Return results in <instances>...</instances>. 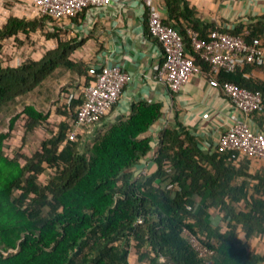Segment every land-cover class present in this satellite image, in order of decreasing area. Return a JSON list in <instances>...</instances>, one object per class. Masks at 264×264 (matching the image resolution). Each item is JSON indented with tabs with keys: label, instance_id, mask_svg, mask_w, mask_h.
Returning <instances> with one entry per match:
<instances>
[{
	"label": "trees",
	"instance_id": "obj_1",
	"mask_svg": "<svg viewBox=\"0 0 264 264\" xmlns=\"http://www.w3.org/2000/svg\"><path fill=\"white\" fill-rule=\"evenodd\" d=\"M165 4L170 20L164 23L180 31L206 76L210 65L194 51L189 29L204 39L218 30L264 45V19L224 31L199 22L185 0ZM49 22L11 15L0 26V51L10 40L22 44V36L31 40L38 32L58 37L57 47L40 59L0 66V109L33 93L60 68L85 76L86 86L93 80L87 64L71 59L76 45L51 34ZM249 66L264 68L248 64L217 77L259 91L264 99V82L244 77ZM82 104L81 96L47 112L25 105L0 133V264H130L132 257L137 264H264V255L252 249L253 239H264V168L250 173L248 158L219 146L203 149L176 122L159 133L155 171L136 175L133 168L153 150L146 134L161 119V106L141 102L91 140L82 142L80 135L68 141ZM21 118L25 134L54 127L40 150L22 155L24 162L7 152ZM169 180L180 186L176 194L166 190ZM214 211L225 225H213ZM190 235L214 255H200Z\"/></svg>",
	"mask_w": 264,
	"mask_h": 264
},
{
	"label": "crops",
	"instance_id": "obj_2",
	"mask_svg": "<svg viewBox=\"0 0 264 264\" xmlns=\"http://www.w3.org/2000/svg\"><path fill=\"white\" fill-rule=\"evenodd\" d=\"M185 1L194 9L195 18L199 22L224 31H232L240 26L246 29L250 24L264 19V0ZM153 2L163 21L168 22L170 18L165 0ZM11 15L24 18L38 17L32 0H0V26ZM48 27L51 34H57L63 40L76 45L71 55L74 62L87 64L88 69L90 66L98 68L119 66L131 76L117 104L93 130L89 131L93 137L110 125L128 118L133 108L141 102L161 106V119L146 134L153 139V150L133 168L136 175L151 174L155 171L156 164L153 160L158 148L159 133L166 127H175L176 122L197 138L203 149L211 151L219 146L221 135L236 119L247 122L255 132H264V115L247 116L237 110L221 90L209 85L208 77L204 73L191 77L175 94L158 80L156 67L162 64L164 55L161 45L148 34V12L143 0H111L106 7L87 8L76 17L51 21ZM12 42L13 39L7 43V47L10 48ZM38 44H45L46 47L42 53L28 52L30 56L34 55V60L40 59L38 57L43 56L47 50L55 49L58 37L50 39L46 37ZM27 51L19 47L16 49L17 55L32 59L26 56ZM57 72H64L68 80L78 86V90H83L86 86L85 76L64 68L58 69L55 73ZM244 77L264 82V68L249 66V72L245 73ZM45 83L38 87L35 93H43ZM65 100L53 102L51 109L63 105ZM248 159L251 161L250 173L264 168V161ZM211 217L214 226L224 225L221 215L214 216L212 213ZM130 264L137 262L131 259Z\"/></svg>",
	"mask_w": 264,
	"mask_h": 264
},
{
	"label": "built area",
	"instance_id": "obj_3",
	"mask_svg": "<svg viewBox=\"0 0 264 264\" xmlns=\"http://www.w3.org/2000/svg\"><path fill=\"white\" fill-rule=\"evenodd\" d=\"M32 1L38 16L51 21L73 18L87 8H103L111 3V0ZM143 1L148 11L149 35L161 45L164 55L162 64L156 67L158 80L172 94L178 93L191 77L203 73L202 68L194 63L193 57L188 53L180 31L164 23L153 0ZM188 35L194 51L210 65L207 76L209 85L221 90L243 114L250 116L264 113V99L259 91H250L233 82L220 81L217 77L222 71L235 72L248 64H264V45L261 42L247 44L241 37L218 30L212 31L208 39L201 38L198 32L191 29L188 30ZM6 48L0 51V66L17 68L28 61L24 56L17 55L14 40L10 49L16 55L11 54V58H7ZM88 73L93 80L84 87L82 94L74 93L67 98V102H70L83 97L77 118L68 132V141H76L87 129L99 124L117 104L125 86L131 80V76L119 66H90ZM218 144L222 151L234 152L240 158L264 161V132H255L243 120L236 119L221 135ZM167 170L170 171V167ZM166 190L176 194L180 191V186L169 180ZM137 223L141 224L143 220L138 219ZM189 238L200 255H214V251L204 247L196 237L190 235Z\"/></svg>",
	"mask_w": 264,
	"mask_h": 264
},
{
	"label": "rangeland",
	"instance_id": "obj_4",
	"mask_svg": "<svg viewBox=\"0 0 264 264\" xmlns=\"http://www.w3.org/2000/svg\"><path fill=\"white\" fill-rule=\"evenodd\" d=\"M44 36L41 33L33 34L32 39L28 40L25 39L22 36V39L20 40L22 44H17L19 48H22L23 51H27L26 56L28 58L34 59V55L30 56L29 53L32 52L33 54L42 53L44 51V48L46 47L45 44H38L39 42H43ZM8 45L6 44L5 47ZM26 47V48H25ZM6 52L8 53L6 56L7 58H11V49L9 47L6 48ZM11 52V53H10ZM29 52V53H28ZM42 56H39L38 58H41ZM67 75L64 72H57L54 73L47 82L43 85L44 92L43 93H33L19 97L15 101L3 106L0 109V133L7 132L9 130V123L10 120L20 114L24 108L25 105L28 104H34L36 107L42 111H48L52 108L53 102H61L63 100L64 103H66L67 98L71 94H82L83 90H78V86H75L74 83L70 80H68ZM76 89V91H74ZM68 96V97H67ZM58 107V106H56ZM96 126L87 129L82 135H81V141L84 140H91L93 136L89 134V131L93 130ZM54 129V127L50 124L45 125L42 128H38L35 132L30 134H25V126H24V120L21 118L14 130L11 133V140H10V146L7 148V152L10 155H19L17 158L24 162L22 155L26 156H32L35 152L40 150L42 141L50 136V130ZM22 139H24V142H22ZM48 178V175H44V177L41 178L42 182H46ZM213 215H217V212H212ZM225 225V224H224ZM243 236V234L241 235ZM254 242L252 243V249H254L255 252H257L260 255H264V239L263 238H256L253 239ZM133 259V257L131 258Z\"/></svg>",
	"mask_w": 264,
	"mask_h": 264
}]
</instances>
